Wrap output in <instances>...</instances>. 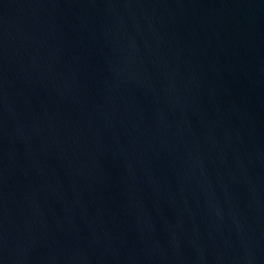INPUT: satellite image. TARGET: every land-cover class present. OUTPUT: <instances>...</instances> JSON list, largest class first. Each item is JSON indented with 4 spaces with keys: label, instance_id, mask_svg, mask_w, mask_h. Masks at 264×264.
I'll use <instances>...</instances> for the list:
<instances>
[{
    "label": "water",
    "instance_id": "obj_1",
    "mask_svg": "<svg viewBox=\"0 0 264 264\" xmlns=\"http://www.w3.org/2000/svg\"><path fill=\"white\" fill-rule=\"evenodd\" d=\"M0 264H264V0H0Z\"/></svg>",
    "mask_w": 264,
    "mask_h": 264
}]
</instances>
